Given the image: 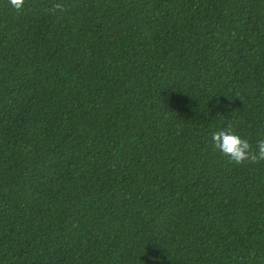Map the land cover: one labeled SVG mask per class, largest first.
<instances>
[{
	"label": "trees",
	"instance_id": "obj_1",
	"mask_svg": "<svg viewBox=\"0 0 264 264\" xmlns=\"http://www.w3.org/2000/svg\"><path fill=\"white\" fill-rule=\"evenodd\" d=\"M229 125L264 139V0H0V264H264Z\"/></svg>",
	"mask_w": 264,
	"mask_h": 264
},
{
	"label": "clouds",
	"instance_id": "obj_2",
	"mask_svg": "<svg viewBox=\"0 0 264 264\" xmlns=\"http://www.w3.org/2000/svg\"><path fill=\"white\" fill-rule=\"evenodd\" d=\"M8 3L14 10L20 12L24 8L25 0H8ZM64 10L63 3L57 2L48 11L55 14L57 11ZM212 142L215 150H219L224 156L228 157L229 163L243 165L264 161V139L258 140L255 149H253L248 140L242 139L234 132L231 125L224 130L214 132Z\"/></svg>",
	"mask_w": 264,
	"mask_h": 264
}]
</instances>
